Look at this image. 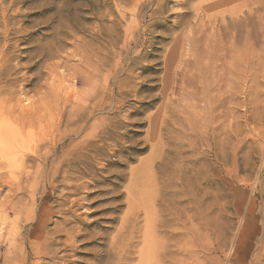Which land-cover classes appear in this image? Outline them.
Instances as JSON below:
<instances>
[{
	"label": "rangeland",
	"instance_id": "374dc122",
	"mask_svg": "<svg viewBox=\"0 0 264 264\" xmlns=\"http://www.w3.org/2000/svg\"><path fill=\"white\" fill-rule=\"evenodd\" d=\"M53 138L100 151L63 201L50 163L42 183L0 165V264L37 262L27 184L56 264H137L153 207L157 264H264V0H0L1 151Z\"/></svg>",
	"mask_w": 264,
	"mask_h": 264
},
{
	"label": "bare ground",
	"instance_id": "6f19581e",
	"mask_svg": "<svg viewBox=\"0 0 264 264\" xmlns=\"http://www.w3.org/2000/svg\"><path fill=\"white\" fill-rule=\"evenodd\" d=\"M220 0H209V2H218ZM248 3V2H247ZM215 6V5H214ZM213 7V6H212ZM213 9V8H212ZM211 9V10H212ZM210 14V13H209ZM263 22V21H262ZM224 40V39H223ZM262 49V48H261ZM232 52V51H231ZM239 58V57H238ZM235 59V57H234ZM220 62V61H219ZM197 69V68H196ZM41 91V90H40ZM67 102V101H66ZM86 108V107H85ZM50 114V112H49ZM77 119V118H76ZM154 127V126H153ZM12 128V127H11ZM45 130V129H44ZM4 133V132H3ZM58 138V137H57ZM91 141V140H90ZM62 139L59 138L56 140V138H53L49 141H45L42 142L38 145H36L35 147L31 148L29 152H23V151H18V153L15 155V157L12 156H3V153L1 150H3L2 148H0V165L3 164L4 161L8 162V165H10L9 163L12 162V160H15V163H17V168L19 169V171H21L19 173L20 178L23 179L24 181H27L26 183L31 182L33 183V181H36L37 176L38 177V181L40 180L42 183V180L44 178V173H42V171H44L45 166L48 165L50 163V165L47 167V170L49 168V174H51L47 180L48 182V186H49V191L53 192L56 190V188L60 185L59 182H55V176L59 173V171H62L63 174V180H62V186L64 187L60 193L59 196L60 199L63 201L64 199L67 198V196H69L68 194H71L72 192L76 191L78 189V185L74 184V181H78L77 179H79V177H77L76 179V175L80 174L81 172H84V170H82L79 166L86 163H82L79 162L81 161L82 158L84 157H91V153H95V152H99L100 148H95V146H93V143H76L73 146L72 150H67L64 151L63 154H57L58 151L60 150L62 152ZM101 147V146H100ZM69 149V148H68ZM25 150V149H24ZM59 152V153H61ZM2 155V156H1ZM69 156H75V158L70 161L67 162L66 159ZM95 156V155H93ZM79 157V158H78ZM71 159V158H70ZM65 160V161H64ZM32 161H36L38 163H40L42 166L37 167L34 171V174H31L29 171H27L26 167V163L27 162H32ZM66 162L64 164V166L66 167V169H63V167H60L61 165L63 166L62 162ZM69 161V160H68ZM92 162V161H91ZM57 163V164H55ZM29 164V163H28ZM35 164V163H34ZM55 164V165H54ZM80 164V165H79ZM31 167V166H30ZM86 169H88L86 167ZM48 173V172H47ZM43 174V175H41ZM48 176V174H46ZM61 176V175H60ZM17 179L19 180V178L17 177ZM61 180V179H60ZM20 181V180H19ZM13 184V183H12ZM59 184V185H58ZM22 186V185H21ZM37 186V185H36ZM22 188V187H21ZM85 188V187H84ZM16 189V188H15ZM19 189V188H18ZM24 191H25V198H28V200H26V202L24 203L23 201L25 200V198H18L16 197V202L14 201V203H10V206H14L13 211H16L15 209V203L16 205L19 204L20 202H23V206L20 209H17L16 213L23 215L25 217H23L24 223H29L30 221L32 222V220H36L37 221V230L32 234V238L33 241L30 242L29 244V248H30V255L32 258L36 259L37 262L34 264H56V260H57V248H52V249H47L48 244L50 243V246H57L59 245L60 242L57 241L56 237L52 238L51 240H48V238L50 239V234H48V232L46 233L45 229H46V224L51 220V209L47 206L49 204H41V205H37V201L38 199H47L48 196L42 195V194H35V190L31 189V185H28L25 187L24 186ZM31 189V191H30ZM21 190V189H20ZM59 191V190H58ZM67 191V192H64ZM21 193V192H20ZM50 193V192H49ZM157 195V194H156ZM15 197V196H14ZM69 198V197H68ZM59 199V198H58ZM157 199V198H156ZM153 200V199H151ZM71 208H73L72 206H74V202L75 201H71ZM46 202V201H45ZM156 202V201H155ZM9 203V202H8ZM64 203V202H63ZM69 203V202H68ZM152 204L154 203L151 202ZM150 203V204H151ZM60 204V203H58ZM57 204V205H58ZM151 204V207H152ZM9 205V204H8ZM156 205V204H155ZM10 206L8 208H10ZM12 206V207H13ZM52 206V205H50ZM148 206V205H147ZM7 208V209H8ZM68 208V209H67ZM68 206L66 207L67 210L64 209L63 214H69L71 211ZM154 208V207H153ZM151 208V209H153ZM140 209V208H139ZM149 208H143V214L142 217L143 220L145 221L144 224H146L145 230L143 232L142 235V248L139 250H136V257H137V264H157L156 260L154 262V259H156L157 257V250L160 249L159 248V243L156 242L155 237L153 236V233L150 231L151 228V221L154 218V213H152V210ZM155 209V208H154ZM9 211H11L9 209ZM62 211V209H61ZM142 211V210H141ZM155 211V210H154ZM4 212V211H3ZM54 212V211H53ZM60 212V211H57ZM56 212V213H57ZM138 212V211H137ZM158 213V212H157ZM39 214V215H38ZM62 214V213H61ZM62 214V215H63ZM28 216V217H27ZM156 216V215H155ZM161 216V215H160ZM36 217V219H35ZM21 218V217H20ZM62 218V217H61ZM138 215L136 216V220L138 219ZM162 218V217H160ZM156 219V218H155ZM163 219V218H162ZM30 220V221H29ZM33 220V221H34ZM157 220V219H156ZM164 220V219H163ZM19 221V220H18ZM71 221L70 219L68 220L67 218H62V224L63 226H67V222ZM143 221V222H144ZM157 222V221H156ZM21 223V222H20ZM23 223V222H22ZM162 223V222H161ZM32 224V223H31ZM153 224V223H152ZM156 225V224H155ZM30 226V225H29ZM144 226V225H143ZM153 227V225H152ZM17 229V227H16ZM30 229V228H29ZM32 229V228H31ZM144 229V227H143ZM153 229V228H152ZM19 230V229H18ZM31 231V230H30ZM71 231V230H70ZM153 231V230H152ZM155 231V229H154ZM29 232V231H28ZM56 232V231H55ZM65 232V231H64ZM69 232V230L66 231V233ZM19 233V232H18ZM17 233V234H18ZM30 234V235H31ZM55 234V233H54ZM52 234V235H54ZM59 234V233H57ZM155 235V234H154ZM20 236V235H19ZM18 236V237H19ZM49 236V237H48ZM77 235H75L76 238ZM17 237V238H18ZM25 237V236H24ZM48 237V238H47ZM25 239V238H24ZM23 239V240H24ZM29 240V239H28ZM27 242V241H26ZM65 242V241H64ZM74 242L72 241H68L66 242V246H71ZM49 246V247H50ZM163 246V245H161ZM136 246H134L131 243H128L127 245H125L122 249V253L121 255L124 256L125 261H127L129 258L131 259V255H132V250L133 248H135ZM28 248V247H27ZM62 248V247H61ZM163 249V248H162ZM24 250V249H23ZM60 251V250H59ZM27 252V251H26ZM25 252V253H26ZM160 253V252H159ZM164 253V252H163ZM120 255V256H121ZM156 255V256H155ZM161 255V253H160ZM164 255H166L164 253ZM28 257V255L25 254V257ZM61 256V255H60ZM59 256V257H60ZM66 256V255H65ZM62 257V256H61ZM155 257V258H154ZM159 257V256H158ZM162 257V256H161ZM98 260V256L96 258V261ZM124 261V262H125ZM130 261V260H129ZM158 261V260H157ZM160 261V260H159ZM158 261V262H159ZM122 263V261H121ZM161 263V262H160ZM159 263V264H160ZM23 264H26L23 263ZM67 264V263H66ZM69 264V263H68ZM125 264V263H124ZM131 264V263H129Z\"/></svg>",
	"mask_w": 264,
	"mask_h": 264
}]
</instances>
